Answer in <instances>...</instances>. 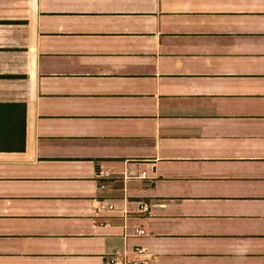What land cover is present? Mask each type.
<instances>
[{"label": "crops", "instance_id": "obj_1", "mask_svg": "<svg viewBox=\"0 0 264 264\" xmlns=\"http://www.w3.org/2000/svg\"><path fill=\"white\" fill-rule=\"evenodd\" d=\"M136 246L264 264V0H0V264Z\"/></svg>", "mask_w": 264, "mask_h": 264}, {"label": "built area", "instance_id": "obj_2", "mask_svg": "<svg viewBox=\"0 0 264 264\" xmlns=\"http://www.w3.org/2000/svg\"><path fill=\"white\" fill-rule=\"evenodd\" d=\"M107 207L108 209H112L111 204H103V203H98L97 204V210H101ZM148 209L147 204L141 203L140 205V210L145 212ZM137 234H143L144 231L141 229H136ZM134 258L131 259V261L128 264H147V260L144 257L145 250L143 247L136 246L132 250ZM119 252H114L112 255H110L107 259L104 260L103 264H118L119 263ZM122 264L124 261H120Z\"/></svg>", "mask_w": 264, "mask_h": 264}]
</instances>
